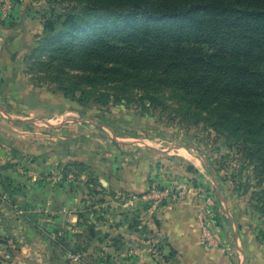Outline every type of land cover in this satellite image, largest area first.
<instances>
[{
	"label": "rangeland",
	"instance_id": "1",
	"mask_svg": "<svg viewBox=\"0 0 264 264\" xmlns=\"http://www.w3.org/2000/svg\"><path fill=\"white\" fill-rule=\"evenodd\" d=\"M102 1L0 0V264H264V44L183 38L202 48L192 66L100 53L97 71L62 75L70 92L27 70L45 18L59 29ZM238 62L255 72L248 99ZM180 214L198 226L185 245L165 232Z\"/></svg>",
	"mask_w": 264,
	"mask_h": 264
},
{
	"label": "trees",
	"instance_id": "2",
	"mask_svg": "<svg viewBox=\"0 0 264 264\" xmlns=\"http://www.w3.org/2000/svg\"><path fill=\"white\" fill-rule=\"evenodd\" d=\"M262 1L264 0H104L97 10L82 7L77 14H66L59 29L55 26L54 16L45 18L42 36L38 37L37 48L28 56L26 67L30 71L43 70L42 77L51 82H59L60 86L65 81L62 87L70 92L74 89L62 75L68 76L73 67L86 73L88 68L92 72L97 71L98 65L93 61L96 54L100 53L108 54L114 50L135 52L136 45L140 47L136 53L138 55L150 53L159 57L158 53L180 51L186 55L184 66H192L198 61L204 63L200 58L201 54L200 57L193 56L202 51V48H188L181 40L186 38L190 41L192 37L208 39L215 32L224 35L221 45L232 39V45L237 46L240 35L244 34L253 35L259 42L256 46L262 47L263 35L256 36L264 28ZM250 6L254 7L253 10H249ZM151 18L169 20L172 25L146 23L141 28L137 25ZM165 28L170 30L163 37L160 33ZM117 36L119 38H115ZM119 41L130 42L120 47L117 44ZM259 52L260 58L264 59V49ZM235 71L238 76L234 84V95L248 99L249 86L256 84L253 76L255 72L242 67L240 62ZM232 83L227 82V85ZM209 85L211 83L203 85L205 87L202 91L205 92Z\"/></svg>",
	"mask_w": 264,
	"mask_h": 264
},
{
	"label": "crops",
	"instance_id": "3",
	"mask_svg": "<svg viewBox=\"0 0 264 264\" xmlns=\"http://www.w3.org/2000/svg\"><path fill=\"white\" fill-rule=\"evenodd\" d=\"M189 208V206H186ZM191 209V208H190ZM165 232L170 237L171 242H178L179 244H188L197 237L198 226L195 218L190 214H180L166 216Z\"/></svg>",
	"mask_w": 264,
	"mask_h": 264
}]
</instances>
